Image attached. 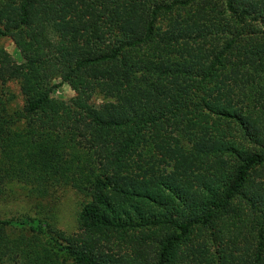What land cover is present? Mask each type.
Segmentation results:
<instances>
[{
    "label": "trees",
    "instance_id": "1",
    "mask_svg": "<svg viewBox=\"0 0 264 264\" xmlns=\"http://www.w3.org/2000/svg\"><path fill=\"white\" fill-rule=\"evenodd\" d=\"M0 38V201L86 197L0 218V264H264V0H0Z\"/></svg>",
    "mask_w": 264,
    "mask_h": 264
},
{
    "label": "rangeland",
    "instance_id": "2",
    "mask_svg": "<svg viewBox=\"0 0 264 264\" xmlns=\"http://www.w3.org/2000/svg\"><path fill=\"white\" fill-rule=\"evenodd\" d=\"M0 47L10 53L17 63L22 62L21 54L10 38H0ZM60 82L57 81V83ZM0 95L8 102L10 112L23 111V96L18 82L9 83L4 87L0 85ZM74 96L75 92L68 84H61L53 93L54 98L66 102ZM108 101L109 99L99 93L95 94L92 99L94 106H100ZM17 126L21 128L22 124ZM85 201L86 197L78 191L70 187H59L52 192L50 197L38 203L28 198L26 189L19 185L12 186L6 199L0 201V218L41 216L49 219L56 229L73 234L78 231V218Z\"/></svg>",
    "mask_w": 264,
    "mask_h": 264
}]
</instances>
